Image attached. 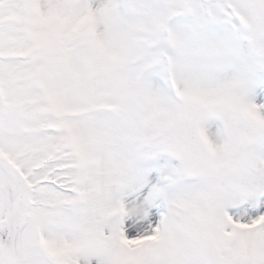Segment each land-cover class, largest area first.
Returning a JSON list of instances; mask_svg holds the SVG:
<instances>
[{"label": "snow or ice", "instance_id": "snow-or-ice-1", "mask_svg": "<svg viewBox=\"0 0 264 264\" xmlns=\"http://www.w3.org/2000/svg\"><path fill=\"white\" fill-rule=\"evenodd\" d=\"M0 264H264V0H0Z\"/></svg>", "mask_w": 264, "mask_h": 264}]
</instances>
